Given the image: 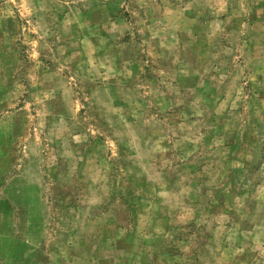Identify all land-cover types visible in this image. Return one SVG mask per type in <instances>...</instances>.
I'll return each instance as SVG.
<instances>
[{
  "label": "rangeland",
  "instance_id": "1",
  "mask_svg": "<svg viewBox=\"0 0 264 264\" xmlns=\"http://www.w3.org/2000/svg\"><path fill=\"white\" fill-rule=\"evenodd\" d=\"M0 264H264V0H0Z\"/></svg>",
  "mask_w": 264,
  "mask_h": 264
}]
</instances>
